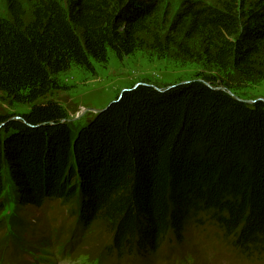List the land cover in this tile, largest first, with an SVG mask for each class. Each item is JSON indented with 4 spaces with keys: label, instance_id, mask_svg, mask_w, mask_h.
Returning a JSON list of instances; mask_svg holds the SVG:
<instances>
[{
    "label": "trees",
    "instance_id": "obj_1",
    "mask_svg": "<svg viewBox=\"0 0 264 264\" xmlns=\"http://www.w3.org/2000/svg\"><path fill=\"white\" fill-rule=\"evenodd\" d=\"M169 2L7 0L0 102L29 111L0 114V231L6 169L18 214L68 205L69 238L97 237L100 261L155 264L191 225L217 228L246 261L264 256V102L238 93L264 82V0ZM139 51L198 75L139 83L74 129L59 78Z\"/></svg>",
    "mask_w": 264,
    "mask_h": 264
},
{
    "label": "rangeland",
    "instance_id": "obj_2",
    "mask_svg": "<svg viewBox=\"0 0 264 264\" xmlns=\"http://www.w3.org/2000/svg\"><path fill=\"white\" fill-rule=\"evenodd\" d=\"M181 1L170 0L169 4L175 10ZM6 7L7 0H0V13L3 14ZM94 68L95 74L72 68L59 78L60 90L54 99L64 104L70 114L69 123L76 130L92 120L96 111L107 108L123 92L139 83L148 82L163 89L191 81L198 75V69L184 60L147 55L141 51L120 60L110 54L106 64H95ZM238 93L244 100L264 102V82L244 85ZM28 111V107H8L0 102V114ZM3 178V220L9 222L7 229L0 231V264H126L128 260L116 262L113 258H105L100 261L101 248L97 237L91 242L85 241L86 248L78 244V238H69L72 229L67 228H73L74 220L68 205L52 202L46 214L43 208H27L18 214L14 183L6 169ZM14 214H18V218L13 220ZM13 221L18 232L11 229ZM190 228L181 243L166 244L156 253L155 264H250L236 254L228 239L225 241L217 234V228L193 225ZM212 232L215 233L213 241ZM89 235L92 233L86 237ZM257 264H264V260Z\"/></svg>",
    "mask_w": 264,
    "mask_h": 264
},
{
    "label": "water",
    "instance_id": "obj_3",
    "mask_svg": "<svg viewBox=\"0 0 264 264\" xmlns=\"http://www.w3.org/2000/svg\"><path fill=\"white\" fill-rule=\"evenodd\" d=\"M159 91H162V89H158ZM224 90V89H223ZM242 101V100H241ZM243 102H246V103H254L252 101H243ZM101 112H103V110L101 111H96V114H100Z\"/></svg>",
    "mask_w": 264,
    "mask_h": 264
},
{
    "label": "bare ground",
    "instance_id": "obj_4",
    "mask_svg": "<svg viewBox=\"0 0 264 264\" xmlns=\"http://www.w3.org/2000/svg\"><path fill=\"white\" fill-rule=\"evenodd\" d=\"M202 246V245H201ZM255 258V260H264V256H262V257H260V258H258V257H254Z\"/></svg>",
    "mask_w": 264,
    "mask_h": 264
},
{
    "label": "clouds",
    "instance_id": "obj_5",
    "mask_svg": "<svg viewBox=\"0 0 264 264\" xmlns=\"http://www.w3.org/2000/svg\"><path fill=\"white\" fill-rule=\"evenodd\" d=\"M184 83H186V82H184Z\"/></svg>",
    "mask_w": 264,
    "mask_h": 264
}]
</instances>
